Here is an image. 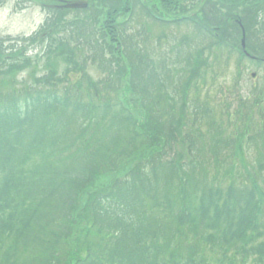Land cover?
<instances>
[{
  "label": "trees",
  "instance_id": "obj_1",
  "mask_svg": "<svg viewBox=\"0 0 264 264\" xmlns=\"http://www.w3.org/2000/svg\"><path fill=\"white\" fill-rule=\"evenodd\" d=\"M84 1L88 9L46 7L54 15L23 39L40 44L54 34L46 53L60 55L65 69L0 92V264H264V204L255 183L243 176L225 186L227 169L211 176L195 133L210 115L198 92L219 48L264 68V37L249 32L235 6L223 13L210 0L196 7L162 0L173 24H190L206 40L184 53L182 72L174 73L149 56L146 37L115 21L116 12L131 15L138 0L123 10L110 3L103 15L92 7L96 0ZM70 10L85 19H58ZM19 52L17 39L0 36V74L17 68L2 62ZM87 63L103 76L87 79ZM123 84L136 96L133 105L117 98ZM258 91L264 94V83ZM258 93L245 100V117ZM261 118L247 139L261 143L259 176ZM242 126L241 133L251 131ZM214 132L211 154L235 145Z\"/></svg>",
  "mask_w": 264,
  "mask_h": 264
},
{
  "label": "rangeland",
  "instance_id": "obj_2",
  "mask_svg": "<svg viewBox=\"0 0 264 264\" xmlns=\"http://www.w3.org/2000/svg\"><path fill=\"white\" fill-rule=\"evenodd\" d=\"M119 1L96 0L93 3L96 7L94 5L92 7L93 9L97 8L103 15L104 12L106 13V8H108L110 3L115 4L116 7L123 4L120 7L122 10L128 6L127 0ZM138 1L140 5H136L134 9L131 7L132 4L129 5V8L133 9L131 15H125L124 12H116L115 21L124 22L126 33L132 34L138 31L141 37H146V43L143 46L149 56L153 59L157 56L163 58L166 70H171L174 73L175 71L182 72L181 68L183 65L180 59L185 55L184 53L193 50L197 43L200 44L201 41H206L205 38H202V35L190 24H173L172 20H170L172 16L170 11L172 10H166L162 0ZM197 1L192 3L190 0L189 3L194 6ZM210 1L214 4H222L221 7L223 9L221 10L223 13L229 12L226 6H235V9L244 15L245 21L249 24V32L255 33L259 37H264V0ZM42 4L46 6H61L63 3L57 0H0V36L10 37L12 40L17 39L21 50L12 60H3V68L5 66L7 68L10 64L16 65L17 68L12 72L7 70V72L0 74V92L38 84L37 79L42 74L51 71L60 73L66 67L60 55L55 54L53 56L52 53H46L49 49L48 45L50 46L51 44V47H53L54 41L55 43L57 42L56 38L54 39V34L48 39H46L47 36L43 37V42L40 44H30L23 40L39 29L47 14L54 15V13L44 10ZM87 7H89V4L84 8ZM151 12L154 15H160L169 24L158 23ZM89 13L91 14L90 11ZM77 17L85 19V13L70 10L67 14H61L58 19L70 21ZM100 26L101 24L98 23L97 27ZM68 31L70 33L69 29ZM69 33L64 32L62 35L67 36ZM185 37L186 40L184 39ZM47 41L49 44H46ZM68 42L69 45H73L72 42ZM217 55L218 58L211 62L206 81L198 92V100L206 103L210 109L208 119H204L203 123L199 124L195 130V133L201 137L198 140V144L203 147L201 160L205 167L209 169L211 176L215 174L216 170L220 174L219 177L223 169L229 171L225 186L232 182H234V185H238L240 179H244L247 176L251 183H255L259 202L264 204V175L259 176L260 173L256 170V161L262 151V147H259L261 143L252 142L254 139L247 141L250 138V134H254L257 128L261 126V117H264V94L258 93V86L264 83L262 78L264 68H256L252 63L241 59L237 50L232 49L231 51L219 48ZM252 73H255V75H252ZM84 74L87 79L94 81L103 76L97 66L89 63L86 64ZM86 77L83 82H87ZM256 93H258L260 98H258L254 108L252 105L251 108L253 109L250 112V118L248 116L245 117L244 113L249 110L248 104H250V102L246 103L245 100L247 98L251 101L255 100L253 96H256ZM195 95L196 92H191L190 98H194ZM117 98L130 104L132 102L130 99L135 100L136 96L127 92L126 85L123 84L122 91L117 95ZM133 104L131 103V105ZM242 123L251 127V131L248 134L241 133V131H245ZM215 130L220 131L219 134L224 137H232L236 142L234 146L230 147L228 152L222 150L217 155L210 153L209 141ZM184 147V143L180 142L177 144L176 149L184 152ZM252 171L254 172V177L250 176Z\"/></svg>",
  "mask_w": 264,
  "mask_h": 264
},
{
  "label": "water",
  "instance_id": "obj_3",
  "mask_svg": "<svg viewBox=\"0 0 264 264\" xmlns=\"http://www.w3.org/2000/svg\"><path fill=\"white\" fill-rule=\"evenodd\" d=\"M87 6V3L84 1H63V4L60 6L61 8H84ZM243 45V42H242Z\"/></svg>",
  "mask_w": 264,
  "mask_h": 264
},
{
  "label": "flooded vegetation",
  "instance_id": "obj_4",
  "mask_svg": "<svg viewBox=\"0 0 264 264\" xmlns=\"http://www.w3.org/2000/svg\"><path fill=\"white\" fill-rule=\"evenodd\" d=\"M177 1H179V0H177ZM191 1H192V3H193L194 1H195V3H196L197 0H191ZM42 5H43V4H42ZM196 5H197V4H196ZM196 5H195V6H196ZM43 6H44L43 9H44V10H47V8H45L46 5H43ZM47 11H48V10H47ZM46 16H48V14H47ZM155 16H156V15H155ZM156 17L159 18L158 16H156Z\"/></svg>",
  "mask_w": 264,
  "mask_h": 264
}]
</instances>
